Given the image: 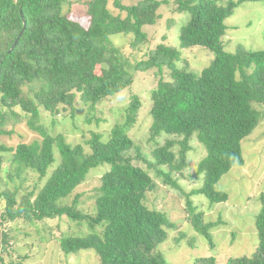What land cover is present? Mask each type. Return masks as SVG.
Instances as JSON below:
<instances>
[{"label": "trees", "instance_id": "16d2710c", "mask_svg": "<svg viewBox=\"0 0 264 264\" xmlns=\"http://www.w3.org/2000/svg\"><path fill=\"white\" fill-rule=\"evenodd\" d=\"M163 1L80 0L87 18L82 26L71 18L72 5L64 9L69 0H0V122L19 109L40 136L13 148L0 145V151L10 152L7 158L0 155V171L6 160L18 176L23 170L37 175L28 190L20 192L18 185L0 192V224L4 218L32 223L66 215L86 223L90 231L61 233L59 245L65 255L92 250L100 264H167L157 246L173 223L147 204V193L157 184L147 168L133 163L146 162L148 155L127 134L137 118L138 96H131L124 123L115 124L106 140L91 132L84 142L88 150L80 143H68L63 134H49L38 123L40 111L53 116L67 109L72 112L77 94L93 109L108 95L128 88L133 76L118 61L109 35L130 32L133 48L146 45L149 38L142 28L159 18ZM243 1L257 0L225 4L223 0H172V12L188 14L179 29V47L204 46L213 53L198 73L178 68L180 51L163 42L147 47L134 62V70H168V80L159 78L150 92L151 137H181L156 144L149 152L148 166L153 165L162 182L178 188L172 176L187 166L193 133L205 149L196 165L201 184L185 194V208L191 228L209 244V225L190 196L202 195L210 204L227 199L226 191L215 184L232 166L243 164L241 140L262 118L252 103H264V49L237 45L226 51L222 41L225 19ZM35 82L37 88L32 87ZM55 154L58 161L52 166ZM102 162L109 168L91 195L94 211L78 209L79 193L63 203L88 170ZM260 201L255 249L250 255L227 257L222 264H264V194ZM0 242L4 244V234ZM0 264H5L1 258ZM194 264L219 263L209 255L196 258Z\"/></svg>", "mask_w": 264, "mask_h": 264}, {"label": "rangeland", "instance_id": "374dc122", "mask_svg": "<svg viewBox=\"0 0 264 264\" xmlns=\"http://www.w3.org/2000/svg\"><path fill=\"white\" fill-rule=\"evenodd\" d=\"M78 1L80 0H69V5H65L64 9L72 5L71 18L82 26H86L87 18L83 12V5ZM121 1L124 4H131L136 0ZM226 1L223 0L222 4ZM172 7V0L163 1L158 8L159 18L153 24L143 26L142 30L147 33L149 42L142 47L133 48L130 45L133 33L115 32L109 35L117 49L118 61L133 76V81L128 88L108 95L93 109L86 107L77 94L72 112L67 109L53 116L40 111L38 123L49 134H63L68 143H80L88 150L84 142L90 138L91 132L100 133L102 140H106L115 124L124 123L131 96H138L140 106L137 118L127 134L140 147L143 154L148 156L146 162L140 159L134 160L133 163L147 168L157 184L152 192L147 193V204L162 211L173 223L172 227L166 228V239L157 246V249L162 252L167 264H194L196 258L209 255L214 256L218 263L222 264L230 256L250 255L256 247L255 216L261 207L260 197L264 194V103H252V107L262 114V118L241 140L243 164L232 166L215 184V188L226 191L227 199L210 204L202 195L190 196L193 204L202 211L203 218L209 225L212 234V244H209L191 228L185 208V194L201 184V175L196 173V165L205 155V149L195 137V133L189 141L190 149L186 152L187 166L182 173L178 172L172 176L178 188L168 182H162L153 165L148 166L151 159L149 152L156 144H163L168 138L177 140L181 137H167L164 134L151 137L150 92L159 78L168 80V70L164 69L157 73L152 70H134V62L141 58L147 47H154L160 42L180 51L178 68L195 73L206 67L213 57V53L204 46L179 47V29L188 14L172 12ZM111 10L116 13L113 7ZM224 22L227 28L222 41L226 51H233L237 45L252 50L264 49V0L239 3ZM38 85L35 82L32 87L37 88ZM0 129L2 130L0 145L6 148H13L20 142L30 143L40 140L38 132L28 126L27 116L19 109L6 115L0 122ZM175 149L178 150L179 147L176 145ZM9 154L8 151H0V155L6 158ZM132 156L134 157V154ZM57 161L58 155L55 154L52 166ZM108 168L107 162L91 167L84 180L62 202L69 203L73 195L79 193L81 196L77 205L78 209L92 213L94 204L91 195L99 184L100 175ZM50 170L49 167L46 172L49 173ZM22 179L23 182H21ZM36 180L37 175L27 170L20 172L19 176L16 175L13 168L9 167L8 162L4 160L0 171V192L4 189L13 190L18 185H21L20 192H22L30 189ZM2 203L3 200L0 201V215ZM3 220L0 231L1 236L2 234L5 236V242L2 245L0 242V258L5 264L16 262L20 264H100L92 250H80L77 253L65 255L60 249L58 238L61 233L76 235L90 231L84 222L71 220L66 215L44 218L32 223L5 218ZM95 229L98 230V227Z\"/></svg>", "mask_w": 264, "mask_h": 264}, {"label": "built area", "instance_id": "2783aa9c", "mask_svg": "<svg viewBox=\"0 0 264 264\" xmlns=\"http://www.w3.org/2000/svg\"><path fill=\"white\" fill-rule=\"evenodd\" d=\"M0 239H1V231H0Z\"/></svg>", "mask_w": 264, "mask_h": 264}]
</instances>
